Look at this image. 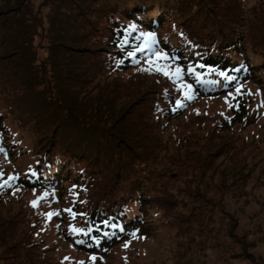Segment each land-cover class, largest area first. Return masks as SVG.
<instances>
[{
    "label": "trees",
    "instance_id": "obj_1",
    "mask_svg": "<svg viewBox=\"0 0 264 264\" xmlns=\"http://www.w3.org/2000/svg\"><path fill=\"white\" fill-rule=\"evenodd\" d=\"M54 2L51 0L54 16H50V7V12L45 15L46 26L43 27L44 22L39 16V20H36L38 28L35 29L37 37L45 38L47 42L45 62L50 64V76L46 78L44 62L35 66L28 48L15 44L19 42V35L30 39L29 32L34 28L27 20L30 12L25 14L18 9L19 3L14 5L15 0H0V87L9 89L11 96L3 110L6 116L0 115L1 150L7 155L16 149L25 151L23 147L12 146V136H16L19 130L34 137L29 150L34 155V163L26 173L16 175L17 179H5L4 182L8 183L4 185L50 192L67 182L84 186L82 196L88 209L81 229L88 234L72 232L74 236L71 241L91 256H103L101 254L107 253L112 245L127 240L125 237L130 233L147 231L148 215L145 210H154L162 202L168 207L172 202L176 203L168 194H162L161 201L144 196L147 182L154 177L150 162L155 163V160H147L158 157L157 137L148 129L163 118L184 113L191 104L186 110L183 109L189 100L177 105L176 101H180L178 97L183 98L185 93L165 76L158 75L152 77L153 84L141 97L133 101L126 99L116 111L99 113L100 110H91L86 101L79 97V84L87 78L81 79V76L89 71L101 72L105 68L108 70L106 76L120 77L119 69H130L148 56L147 52H138L134 57L127 55L141 42L136 38L138 29L143 28L144 32L151 31L157 35L158 27L169 20L186 34L187 44L197 49L189 52L182 46L175 50L164 47V51L174 57L170 61L186 63L187 57L195 53L197 59L191 61V66L203 74L202 79L216 81L215 84H200L195 75L186 74L193 87V99H200L202 93L215 94L233 86L232 81H225L214 71L210 72L209 67L226 71L236 78V83L262 79L261 74L257 73L264 72V40L252 38L246 40L247 45L243 42L235 27L236 19L240 17V7L235 0H57L56 6ZM118 5L122 10L118 9L116 13L122 14L130 22H139L135 24L138 29L130 32L128 43L122 47L126 29L113 28L109 21ZM153 13L159 15L158 20L144 19ZM139 15L143 19L138 18ZM102 16H107L109 26L108 21L106 25L103 24ZM103 33L109 38L101 41L109 44L95 47L92 41H98L96 34L100 36ZM59 43L64 47H58ZM99 51L103 52L98 55ZM13 54L23 58L18 61ZM90 54L94 59L90 58ZM253 55L255 60L252 59ZM121 60L123 63H118L115 68H107ZM95 64L96 67L90 70V66ZM200 64H204L205 68H200ZM64 69L66 77H63ZM184 81L188 82V79ZM6 123H14L18 128L12 136L4 132ZM16 156L13 155L12 159ZM99 176L103 179V186ZM110 194L111 198H101ZM132 205H137L136 209L126 215ZM105 220L109 224H105ZM35 221L39 222L38 219ZM112 223L122 226L124 231L112 228ZM14 224L15 221L12 230L16 228ZM34 230L28 224L27 237L21 238H14L13 232L7 231L9 240L15 239V246L9 248L20 247L30 263L31 251L38 252L35 249L37 243L30 236ZM4 233L2 230L0 237ZM93 236L98 237V242L92 239ZM77 240L83 243H77Z\"/></svg>",
    "mask_w": 264,
    "mask_h": 264
},
{
    "label": "rangeland",
    "instance_id": "obj_2",
    "mask_svg": "<svg viewBox=\"0 0 264 264\" xmlns=\"http://www.w3.org/2000/svg\"><path fill=\"white\" fill-rule=\"evenodd\" d=\"M54 1L56 6L57 0ZM235 1L240 7V17L236 19L235 27L243 42L247 45L246 40L252 38L263 41L264 0ZM16 2L19 3L18 9L25 14L30 12L27 20L34 28L31 27L32 31L29 32L30 39L19 35V42L15 44L28 48L35 66L44 62L47 78L50 76V64L45 62L47 42L45 38L37 37L35 29L38 28L36 20H39V16L44 22L43 27L46 26L45 15L50 12V7V16H54L51 0H15L14 5ZM118 9L122 10L121 5L112 13V19L109 18L112 23L110 26L128 29L130 24L139 23L126 20L122 14L116 13ZM102 18L104 19H100L106 25L107 16ZM138 18L143 19L141 15ZM158 18L159 15L153 13L144 19L156 21ZM138 31H143V28ZM158 31L156 47L161 51H164V47L175 50L179 46L189 52L197 50L193 45L187 44L186 34L169 20L160 25ZM96 35L98 41H92L95 47L109 44L101 41L109 38L107 34ZM40 36H44L41 31ZM59 44L58 47H64L62 43ZM101 52L103 51H99L98 55ZM90 55L94 59L93 54ZM12 56L18 61L23 58L16 54ZM190 56L186 63L179 62L185 69L184 79H188L186 83H190L189 75H186L187 66L197 59L195 53ZM252 59L255 60L254 55ZM146 61L147 56L130 69H119L117 72L122 77L117 78L106 76L108 70L105 68L101 72L89 71L81 76V79L87 78L79 84L80 99L86 101L91 110L105 113L114 111L126 99L133 101L141 97L148 86L153 84L152 77H164L154 71H141L142 68L149 67ZM168 63L176 64L170 60ZM117 64L118 61H115L107 68H115ZM90 67L92 70L96 64ZM63 71V77H66V70ZM263 73H257L261 74L260 80L240 83L241 92L244 93L242 96L236 95L235 87L232 86L215 94L202 93V99H193L194 92L191 89V99L185 95L183 98L178 97L180 101L189 100L183 110L191 104L184 113L163 118L156 126L153 123L149 127L148 130H152L158 140V157L147 160H155V163L150 162L151 175L154 177L147 182L144 196L161 201L162 194H168L176 203L172 202L175 205L171 203L168 207L162 202L154 210H145L148 215L147 231L135 233V236L128 235L125 237L127 240L112 245L106 254H101L103 256H95V260L91 259L94 255L77 248L71 241L74 235H71L70 226L82 228L86 220L88 205L82 196L84 186L67 182L50 192L4 185V180L10 175L24 174L34 163V155L29 151L33 135L23 130L16 132L18 128L14 123H6L4 132H9V136L15 132L17 134L12 136V146L23 147L25 151L16 149L7 155L0 147V185H3L0 187V233L2 234V230L5 232L0 237V264H264ZM130 76L134 78L129 79ZM174 85L185 93L179 82ZM230 90L235 95V101L233 97H228L226 103L225 97ZM249 91L251 95L248 94ZM10 97V90L0 87V115L4 114L1 116H6L3 110ZM235 102L239 103L238 110L229 107L230 103ZM1 139L0 136V142ZM25 152L28 153L25 155ZM13 155H17L15 159H12ZM56 160L57 157L54 158ZM101 182L103 186L102 177ZM105 196L111 198L112 194L101 198ZM33 200L38 201L35 208L30 203ZM136 207L137 205L130 206L126 215H130L132 210L134 212ZM65 209H72L76 215H71ZM48 212L58 214H54L49 220L44 215ZM14 221L16 228L12 230ZM28 224L35 229L30 236L37 243L35 249L39 252L36 251V254L31 251L32 263L24 257L20 247L9 248L11 245L15 246V239L9 240L7 236V231L10 230L14 238L27 237L25 232ZM65 257L69 259L65 260Z\"/></svg>",
    "mask_w": 264,
    "mask_h": 264
},
{
    "label": "snow or ice",
    "instance_id": "obj_3",
    "mask_svg": "<svg viewBox=\"0 0 264 264\" xmlns=\"http://www.w3.org/2000/svg\"><path fill=\"white\" fill-rule=\"evenodd\" d=\"M136 30H137V25L130 24L128 26V29L125 30V38L121 41V47L123 46V44L128 43V35L130 34V32L136 31ZM136 38H137V40H139L141 42L136 44V46L133 48V50L129 51L127 53V55L129 57H134L136 55V53H138V52H140V53L147 52L148 56H147L146 62L148 63L149 67L142 68L141 71H144V72H153L154 71L156 73L162 74L163 76H165L169 80H172L173 83L179 82V86L184 89L186 98L191 99V96L189 95V93L192 89V85L189 83H186L184 81L185 69L179 63H176L175 65H171L168 63V61L170 59H174V57L170 56V54L168 52L161 51L156 47L157 42H158L156 33L151 32V31H149V32L139 31V34ZM118 63H123V60L118 61ZM199 67L205 68V65L200 64ZM208 70L210 72L214 71L217 76L222 77L225 81H232L233 86L235 87V94L236 95L242 96L244 94L243 92H241L242 84L236 83L235 82L236 78L233 77L232 75L227 74L226 71L220 70L218 68H213V67H209ZM187 74L195 75L196 81L200 84H215L216 83L215 80L202 79L203 74L200 72H196L191 65L187 66ZM248 94L251 95L252 93L249 91ZM228 97H233V100L235 101V95L233 94V92L231 90L228 92V96L225 97L226 103L228 102ZM262 103H264V102H262ZM176 104L180 105L181 101L177 100ZM229 107L230 108L235 107L238 110L239 109V103L238 102H235L234 104L230 103ZM221 115H223V113H221ZM32 174L35 175V172H33ZM0 175H2V173H0ZM13 179H17V176L10 175L8 177V181H11ZM8 181H5L4 183L7 184ZM2 186L3 185H0V187H2ZM30 203L34 208L38 206L37 200H33ZM65 211L70 213L73 216L76 215V213H74L72 211V209H65ZM54 214H58V213L48 212V213H45L44 215L47 217V219L51 220V218ZM80 215H83V214L81 213ZM104 223L109 224V221L105 220ZM110 226L114 229L119 228L120 231H124V228L122 226L117 225L115 223H112ZM70 229L74 233H83L84 235L88 234L87 231H85L84 229H81V228H75V227L70 226ZM130 235L135 236V233H130ZM92 239L94 241L98 242V237L93 236ZM76 242L77 243H83V241H81V240H77ZM125 247H127V243L125 244ZM67 259H69V258L65 257V260H67ZM91 259L95 260L96 257L93 256ZM80 264H84V262H80Z\"/></svg>",
    "mask_w": 264,
    "mask_h": 264
}]
</instances>
